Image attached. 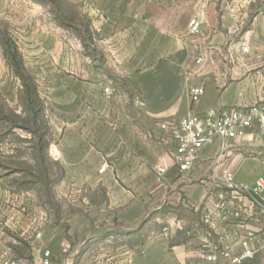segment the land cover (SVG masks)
Returning <instances> with one entry per match:
<instances>
[{"label": "crops", "instance_id": "crops-1", "mask_svg": "<svg viewBox=\"0 0 264 264\" xmlns=\"http://www.w3.org/2000/svg\"><path fill=\"white\" fill-rule=\"evenodd\" d=\"M96 4L105 58H58L42 84L63 214L54 222L41 211L31 229L29 192L0 183V260L29 264L11 253L21 237L33 246L32 264L44 249L50 264H215L203 251L225 262L222 248L237 251L248 231L264 236V210L225 181L227 172L246 185L263 175L264 129L247 128L223 151L216 140L187 172L174 164L172 130L190 112L264 103V0ZM193 85L205 87L194 104ZM221 198L239 218L225 216ZM255 260L264 264L261 251Z\"/></svg>", "mask_w": 264, "mask_h": 264}, {"label": "rangeland", "instance_id": "rangeland-1", "mask_svg": "<svg viewBox=\"0 0 264 264\" xmlns=\"http://www.w3.org/2000/svg\"><path fill=\"white\" fill-rule=\"evenodd\" d=\"M96 5L0 0V183L29 192V205L37 208L29 211L30 226L41 211L54 222L63 214L56 191L61 168L47 149L53 136L42 84L56 71L58 58H105L93 19ZM11 245L16 258L33 263L30 242L17 237Z\"/></svg>", "mask_w": 264, "mask_h": 264}, {"label": "built area", "instance_id": "built-area-1", "mask_svg": "<svg viewBox=\"0 0 264 264\" xmlns=\"http://www.w3.org/2000/svg\"><path fill=\"white\" fill-rule=\"evenodd\" d=\"M191 33H198L200 22L196 17L189 20ZM247 51V47L242 48ZM105 94H110L109 87L103 89ZM205 93L203 85H193L188 89V95L192 104L196 103ZM258 126L264 129V103H256L249 106H223L219 108H206L198 112H190L180 119L172 130V137L176 142L172 151L175 166L181 172H187L194 168L200 152L208 146L220 140V151L224 150L225 143L244 134L247 128ZM264 139V137H263ZM105 166L98 168L99 174L103 173ZM165 167L157 168V175H162ZM227 187L237 192H244L254 204L264 210V173L257 178L252 185L235 182L234 175L227 172L225 175ZM222 197V195H221ZM221 209H225V216L240 217V212L235 206L229 205L223 198L217 203ZM210 216L205 215L204 221L208 222ZM36 238L41 237L39 230ZM261 251L264 255V236H257L252 231L246 232L240 239V248L237 251L224 247L220 250L225 262H218L216 252L201 253V258L215 264H258L255 254ZM41 264H50V251L44 249L40 259ZM0 264H18V261L9 257L2 258Z\"/></svg>", "mask_w": 264, "mask_h": 264}]
</instances>
